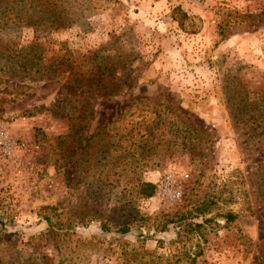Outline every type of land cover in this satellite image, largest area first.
<instances>
[{"label":"rangeland","instance_id":"rangeland-1","mask_svg":"<svg viewBox=\"0 0 264 264\" xmlns=\"http://www.w3.org/2000/svg\"><path fill=\"white\" fill-rule=\"evenodd\" d=\"M51 1L0 0V264H264V0Z\"/></svg>","mask_w":264,"mask_h":264},{"label":"trees","instance_id":"trees-1","mask_svg":"<svg viewBox=\"0 0 264 264\" xmlns=\"http://www.w3.org/2000/svg\"><path fill=\"white\" fill-rule=\"evenodd\" d=\"M29 4L27 5V8H26V11L24 13L25 15V20L26 22L29 24V25H32V26H38L39 23H42V24H47V25H50V26H53L54 24H57L58 25H63L62 22H60V18L59 16L57 17V14L54 12V9H52V12L50 13L49 12V9L55 4V1H51V0H28ZM47 15V16H46ZM181 16L183 18H186L188 17L184 12H182ZM182 23V22H181ZM106 67H104V74H105V77H108L110 75H112V71L109 70L108 68V72L106 73ZM101 76H103V72L102 73H98L96 74V72L90 70V75L88 76H83L82 80L81 81H92V82H95V83H91V84H85L86 87L88 88H91L93 86H96L98 85L99 83H103V79ZM107 80V85L105 84L106 88H111L113 87L114 84H116L115 82V78H108L106 79ZM118 82V80H117ZM102 86V85H101ZM82 98V99H80ZM87 102H88V98L85 96V94H83L82 92L79 93V106L77 107L78 109L76 110V114H74V120H76V122L74 123L73 122V125H72V128L74 126L77 125L78 122L82 121L83 119L86 118V115L87 113L90 111L89 110V106L87 105ZM62 115V114H60ZM103 126L100 125L98 126V129L102 128ZM73 128V130H74ZM144 187L143 188V193L146 192L147 195H151L152 194V190L154 189V186L152 184H144ZM224 217L231 221L233 220L235 217H236V214L233 213V212H227ZM47 221L49 222L50 219L49 218H46ZM102 229L103 230H107V228H105V226L102 225ZM119 231L121 233H126L129 231V228L128 226H120L119 228Z\"/></svg>","mask_w":264,"mask_h":264},{"label":"built area","instance_id":"built-area-1","mask_svg":"<svg viewBox=\"0 0 264 264\" xmlns=\"http://www.w3.org/2000/svg\"><path fill=\"white\" fill-rule=\"evenodd\" d=\"M208 1L212 0H192L194 4H203L204 6H208L210 3ZM159 187V195L162 197H168L171 199H177L180 197V191L175 187V178L171 174L164 176Z\"/></svg>","mask_w":264,"mask_h":264}]
</instances>
